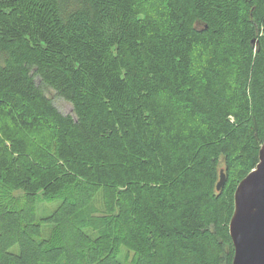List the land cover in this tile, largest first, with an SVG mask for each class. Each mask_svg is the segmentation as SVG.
Wrapping results in <instances>:
<instances>
[{"label": "trees", "instance_id": "1", "mask_svg": "<svg viewBox=\"0 0 264 264\" xmlns=\"http://www.w3.org/2000/svg\"><path fill=\"white\" fill-rule=\"evenodd\" d=\"M263 141L264 0H163L143 17L136 0H0V184L84 207L94 185L119 192L142 263L232 264L234 193ZM69 213L73 242L59 232L42 253L95 264L74 236L92 221Z\"/></svg>", "mask_w": 264, "mask_h": 264}, {"label": "rangeland", "instance_id": "2", "mask_svg": "<svg viewBox=\"0 0 264 264\" xmlns=\"http://www.w3.org/2000/svg\"><path fill=\"white\" fill-rule=\"evenodd\" d=\"M136 2L141 17L153 16L163 4V0ZM46 93L61 112L71 113L68 102L52 91ZM90 192L84 209L86 203L80 196L76 198L67 193L48 199L38 195L29 200L20 190L0 184V264H55L56 259H51L49 253H42L41 250L46 249L47 242L54 241L59 232L67 246L73 242L66 228L71 216L69 212L73 210L75 216L81 219L88 217L92 221L91 227L83 228L80 234L76 231L74 236L78 240L84 235L89 240L81 252L88 250L98 255L99 260L95 264H147L139 261L133 247L123 242L120 232L123 218L119 215L123 203L119 192L96 185ZM26 241L31 244L30 249ZM72 250L74 252L75 248ZM64 261L67 264V260Z\"/></svg>", "mask_w": 264, "mask_h": 264}, {"label": "water", "instance_id": "3", "mask_svg": "<svg viewBox=\"0 0 264 264\" xmlns=\"http://www.w3.org/2000/svg\"><path fill=\"white\" fill-rule=\"evenodd\" d=\"M256 167L243 178L234 193L229 235L234 248L232 264H264V141ZM226 182L220 170L216 190Z\"/></svg>", "mask_w": 264, "mask_h": 264}]
</instances>
